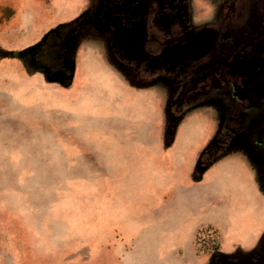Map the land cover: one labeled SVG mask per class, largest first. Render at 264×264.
Wrapping results in <instances>:
<instances>
[{"label": "rangeland", "instance_id": "374dc122", "mask_svg": "<svg viewBox=\"0 0 264 264\" xmlns=\"http://www.w3.org/2000/svg\"><path fill=\"white\" fill-rule=\"evenodd\" d=\"M253 1L243 0L238 12L226 8L218 14L212 24L225 34L198 59L164 75L167 87L154 74L137 71L133 82L150 95L125 97L111 70L125 73L124 64L102 70L76 64L73 57L69 64L70 47L54 54L47 45L77 44L83 32H100L101 0H0V264H91L112 248L122 261L139 248L157 247L151 240L156 234L208 217L207 207L198 204L208 191L224 201L229 195L252 199L222 189L237 185L229 180L196 192L181 189L195 182L188 181L192 171L214 167L231 142L247 148L264 169V102L221 148L215 140L233 97L222 90L181 111L177 99L193 103L182 99L181 89L206 79L221 62L229 37L255 16ZM115 51L109 49V57ZM64 69L72 79L53 80ZM260 180L264 185V176ZM162 197L173 198L167 209L159 208ZM224 211L235 226L246 223L245 230L258 218L248 205ZM222 247V230L200 223L193 239L180 242L165 260L229 264L219 258ZM143 258L145 264L152 261L147 253Z\"/></svg>", "mask_w": 264, "mask_h": 264}, {"label": "crops", "instance_id": "0c3cea01", "mask_svg": "<svg viewBox=\"0 0 264 264\" xmlns=\"http://www.w3.org/2000/svg\"><path fill=\"white\" fill-rule=\"evenodd\" d=\"M101 1L103 4L101 13L105 20L101 28H99L100 32H83L84 35L77 44L47 45L54 49V54L58 50L64 49L66 51L70 47V50L65 55L68 56L69 60L66 58L68 60L66 62L69 64L72 61V57L76 64L100 65L102 70L104 69L102 66L105 64H113L114 66L124 64L127 70L125 73H116V70L111 68L114 71L113 73L117 74L118 82L122 81L123 83L122 85L118 83L123 90L121 94L125 97H132L138 93L140 96L146 97L150 95L147 92V87H137L133 82L134 79L131 78V74H136L137 71L142 72L144 76L145 73L148 75L154 74L153 80L160 82L162 86L164 75L174 70L178 71L184 64L198 59L210 49L219 33L225 34L212 24V20H216L218 14L222 13L226 8L234 12L237 11L243 0H211L214 14L210 22L204 23L201 27H197L194 23V16L198 15L201 20L206 19L203 15L204 9H200L197 12L194 0ZM166 8L176 12L169 14L165 10ZM122 11L137 19L132 21L130 25H121L116 19ZM170 17L173 19H169ZM238 18H240V15H238ZM174 19L176 21H173ZM175 22L178 23V26L177 24L175 25ZM89 39L92 44H84ZM27 45L30 44H21V47H26ZM3 47L8 48L9 46L8 44H3ZM111 48L117 51L112 53V57H109L108 50ZM254 51L257 52L255 56L242 59L235 58L229 67L232 71L244 75V85L251 89L253 94H257L261 87L264 88V78H260L264 72V56L263 58L258 56L259 51L264 52V45L256 44ZM109 58H114V60L109 62ZM260 59H262V62H260ZM57 61V64L61 63H59V60ZM3 63V61L0 62V64ZM258 68L260 71H256ZM64 70L65 72L63 73L52 74L53 80H71L72 77L67 74L68 72L66 73V69ZM149 78L152 79V76H149ZM164 83V87H167V82ZM187 94L191 96L190 91ZM192 101L194 103V100ZM197 104H194V106ZM228 145L230 147L225 148L226 152L219 158L214 159L216 160L214 167L206 171L198 168L195 174H193V171L188 174V181L189 178H194L195 182L190 181L193 183L183 186L181 193L196 192L207 184L229 180L232 182L236 181L237 185L229 188L228 184H223L221 186L222 189L243 191L248 196L251 195L252 199L242 201L236 199V197L230 198L232 195H229L227 200L224 201V199L221 200L220 197H215L211 191H208L206 201L198 203L201 207H207L204 209H208V217L201 219L196 217L189 222H184L179 230L174 232L164 230L156 234L151 240L157 241L158 245L157 247H149L148 251L146 250L147 252L145 248H139L133 256H128L127 259L121 261L118 257L120 254H116L118 250L112 248L101 251V254L97 255L95 262L91 264H145L143 257H145L146 253L152 258L149 264H168L165 258L172 253L173 249L177 248L180 242L184 240L191 241L196 232V227L200 223H212L222 230L223 247L221 250L223 255L219 256V258H226L229 264H248L249 259L254 260L258 264L264 263V213L262 211L259 212V209L263 208L264 185H261L262 180L260 179L263 178L264 172L258 162V157L248 155L247 148L243 146L237 148L234 142L228 143ZM162 198L159 201V208L167 209L173 203V198ZM247 205L258 218L252 220L251 227L245 230L246 223L239 221L238 225L235 226V220L225 215L224 210L235 206ZM163 222V216L159 217V223L162 224ZM175 264L187 263L180 259ZM194 264L206 263L196 260Z\"/></svg>", "mask_w": 264, "mask_h": 264}, {"label": "flooded vegetation", "instance_id": "af4514ba", "mask_svg": "<svg viewBox=\"0 0 264 264\" xmlns=\"http://www.w3.org/2000/svg\"><path fill=\"white\" fill-rule=\"evenodd\" d=\"M253 2L256 6L255 16L248 20L245 19L242 27L235 31V34L229 37V44H231V47L227 49L226 53H223L221 62L214 66L206 79H196L195 82H192L190 85H185L181 89L182 99L187 101L194 100V103L189 105L188 103H181L182 101L177 99V110L181 111L186 106H193L199 102V96H205L209 94L213 96L214 93L217 94L223 90V92L226 91L233 97L232 105L227 115L228 118L225 121L226 124L224 127H222L220 134L215 140L218 146H221V148H224L223 146L225 145V142H229L232 134L237 132V130L242 126L243 122H245L248 116L252 113L254 108L264 102V88L261 87L259 93L253 94V91L248 89L243 83L245 76L238 72L232 71L229 67L230 63H232L235 58L242 59L255 56L257 53L254 51L256 44L260 43L264 45V0H254ZM165 10L169 14L176 12L170 8H166ZM135 19L137 18H133L126 12L122 11L119 13L116 20L121 25H130ZM169 19L173 18L170 17ZM173 21H176V19ZM176 24L178 26L177 22H175V25ZM117 44H119V42H117ZM258 54V56H260L259 58H263L264 52L259 51ZM260 62H262V59H260ZM256 71H260L259 68ZM262 74L263 75H261L260 78H264V72ZM189 91L191 92L192 97L187 94ZM260 119L264 120V113L261 115ZM259 139V141H261L262 137ZM259 164L261 165L260 159Z\"/></svg>", "mask_w": 264, "mask_h": 264}, {"label": "clouds", "instance_id": "9594fccd", "mask_svg": "<svg viewBox=\"0 0 264 264\" xmlns=\"http://www.w3.org/2000/svg\"><path fill=\"white\" fill-rule=\"evenodd\" d=\"M195 8L197 12L200 9H204L203 15L206 19L201 20L198 15L194 16V23L197 27H201L204 23L210 22L212 15L214 14V7L211 4V0H194Z\"/></svg>", "mask_w": 264, "mask_h": 264}]
</instances>
